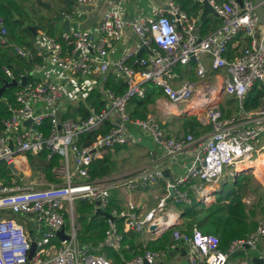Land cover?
Segmentation results:
<instances>
[{
    "label": "built area",
    "instance_id": "obj_1",
    "mask_svg": "<svg viewBox=\"0 0 264 264\" xmlns=\"http://www.w3.org/2000/svg\"><path fill=\"white\" fill-rule=\"evenodd\" d=\"M101 1L75 0L83 6ZM158 1L148 14L132 23L126 22L118 9H112L105 12L95 33L64 32L60 41L42 36L37 56L45 54L47 58H42V65L33 64L30 70L23 68L17 78L3 67L11 81L20 85L25 79L26 83L15 94L14 102L7 103L10 116L1 122L0 128V264H116L103 254L106 249L119 255L121 264L163 263L170 253L179 254L181 249L188 264H231L229 257L238 250L254 251L264 264L262 220L252 233L233 241L224 250L220 249L215 235L197 229L191 233L175 230L166 249L143 250L125 260L121 256L122 235L115 222L109 220L97 244L80 245L77 241L75 202L82 201L93 211L98 208L106 212L110 203L111 187L91 180L88 166L101 158L105 149L134 145L136 139L129 126L138 128L165 157L184 154L190 157V163L185 174L173 181L165 178L159 169L140 171L135 177L117 183L134 192L145 189L151 182L162 181L166 190L156 206L145 214L138 211L133 200L127 202L125 209H111L108 213L122 221L124 232L146 233L157 219H162L164 224L158 226L156 234L167 230L169 225L174 226L171 216L165 213L169 189L174 190L176 203L190 204L189 191L207 203L211 195L202 184H216L224 171L231 177L241 171H252L264 180V175L257 173L253 165L264 155V96L257 108L250 111L243 108V100L252 86L264 81V25L255 12L256 0H207L220 24L204 37L199 36L198 17H189L175 0ZM195 2L201 4V0ZM260 6L264 15V1ZM127 28L137 38L135 50L110 61V50L121 43ZM5 34L0 17V37ZM238 41L242 42L241 49L229 60V47ZM15 51L31 59L29 52L18 47ZM202 55L209 56L210 72L215 75L209 74L200 63ZM44 61L58 73L45 72L39 76ZM193 62L195 80L184 81L174 88L171 85L174 68L188 67ZM111 70L117 71L127 85L122 95L103 88ZM29 77L34 79L29 81ZM146 83L160 88L170 104H183L185 114L197 117L202 125L210 126V131L198 138L191 134L174 138L153 117L130 119L126 106L132 98L144 97ZM94 89L101 90L106 103L103 110L96 112L88 106L89 116L85 120L61 118L63 103H78ZM225 97L237 102V115H223L220 104ZM46 121L47 136L40 131ZM105 123L109 124L105 134H99L87 146L77 145L80 134ZM44 149L48 150L47 159L60 156L58 166L52 170L56 179L53 183L46 181L37 166V156ZM1 165L10 171L13 183L6 184L1 179ZM196 181L199 184L193 183ZM245 202L248 203V198ZM6 214L13 217L6 218ZM62 229L64 240L57 235ZM32 244L35 248L29 257ZM247 263L240 260L238 264Z\"/></svg>",
    "mask_w": 264,
    "mask_h": 264
},
{
    "label": "trees",
    "instance_id": "obj_2",
    "mask_svg": "<svg viewBox=\"0 0 264 264\" xmlns=\"http://www.w3.org/2000/svg\"><path fill=\"white\" fill-rule=\"evenodd\" d=\"M176 4L187 13L189 17H196L201 9L200 3L195 0H175ZM39 0H0V17L3 18L6 34L0 37V88L6 82H10V78L4 73L3 67H7L14 73L17 78L18 73L23 68L30 70L33 64L42 65L43 56H37L39 46L35 43L37 36L30 30L29 27H35V32L40 29L45 36L55 37L54 29L49 24L43 23V17H37L39 27L32 19L36 12L32 7L38 6ZM207 18L205 22L200 24V34L204 36L212 28V21ZM212 19V18H211ZM34 21V22H33ZM48 28V29H47ZM4 39V42L1 40ZM61 40V35L57 37ZM239 46V45H238ZM21 48L30 53L31 59H25L19 56L15 49ZM238 49V48H237ZM237 52V51H235ZM227 57L229 60L234 58V53L228 50ZM34 78L29 77V81ZM104 89H109L116 95H122L127 90V85L124 80L107 76L104 84ZM144 97L132 98L127 106L126 112L130 119H145L149 116L156 99L163 95L162 90L152 84H143ZM20 87L5 89L0 97V128L1 122L10 116L7 109V103H13L15 94ZM264 96V81L255 83L249 93L243 100V108L245 111H250L258 107L262 97ZM235 100L229 99L227 102L232 106ZM88 106L96 112H100L106 106L103 95L100 89H94L86 93L85 97L76 104L75 107L69 108L61 115L63 120L72 119L74 121L85 120L89 116ZM233 107V106H232ZM223 114L229 116L233 110L230 108L220 107ZM186 133L191 134L194 138L206 134L210 131V126L201 125L196 118H185L183 123ZM109 128V124L105 123L100 128L91 132L80 134L76 143L80 147L89 145L96 136L105 134ZM40 131L45 136L48 135V122L46 121L40 128ZM124 147H114L112 149L103 150L101 159L93 160L88 166V174L91 180L102 179L109 177L116 169L117 164L114 152L121 150ZM48 150L44 149L37 156V166L41 169L48 183L56 181L53 175V168L58 166L60 156L54 155L47 159ZM10 171L1 165V179L6 184L14 182ZM191 203L183 204L176 203L170 200L174 205L175 210L179 213L181 223L174 225L173 228L167 229L161 233L155 240H150L146 243L141 241V234L124 232L121 220H115V224L122 235L123 250L121 256L128 260L133 256L140 254L143 250L158 251L166 249L171 243L172 233L175 230L191 233L193 229H197L204 234L215 235L219 238V247L224 250L230 246L235 240L245 238L252 233L259 221H264V186L256 184L253 176L241 174L232 179L230 183H223L215 193L214 202L205 204L199 201L190 191ZM253 196L251 204H246L245 199ZM76 222L79 225L77 232V241L80 245L87 243L97 244L102 240L104 232L108 227V222L104 218L95 215L93 208L82 201L75 202ZM117 208L113 200L110 198L109 212L111 209ZM261 216V219H256ZM103 254L110 258L114 263L121 264L120 256L106 249Z\"/></svg>",
    "mask_w": 264,
    "mask_h": 264
},
{
    "label": "crops",
    "instance_id": "obj_3",
    "mask_svg": "<svg viewBox=\"0 0 264 264\" xmlns=\"http://www.w3.org/2000/svg\"><path fill=\"white\" fill-rule=\"evenodd\" d=\"M42 1L47 2L49 6L48 9H50L48 10L47 13H42L44 16L41 15V13L39 12V6L41 5V3L43 5ZM51 1L54 0H41L38 6L32 7V10L36 12V15L35 16L32 15L31 17L35 21V24L38 27H39V22L37 21V17L40 16L43 17V23L45 24L50 23L55 33V37L52 38L55 39H57V37L62 35L64 32H66L62 30V28L65 25L64 23L65 20L69 21V26H68L69 31L81 30V31H90L95 33L102 20V17L104 16L105 12L108 10L118 9L122 14L124 20L128 23H132L139 16L148 14L150 8L153 5L159 4L158 0H146V2L145 0H102L101 2L93 6H83L76 4L75 0H55V6L54 8H52ZM201 12H202V6L198 12V15L196 16L199 18V22H200ZM62 14L65 15V18L63 20L60 19V16ZM209 17L212 18V19L210 18V21H212L210 22L211 27L215 26L209 31L211 32L216 27H218L220 21L217 16L208 15L206 19L207 18L209 19ZM213 17L217 18L216 24L213 21ZM198 29H199L200 37H204L206 34L209 33L208 32L204 36H202L200 34V24L198 26ZM35 36H37V41L35 44L39 46V49H41L40 47L42 42H40V40L42 36H44V33L42 32L40 27ZM136 43H137L136 36L133 34L130 28H127L121 43L114 46L113 49L110 50L108 58L110 59V61H113L120 58L122 54L125 52L134 51L136 48ZM241 46H242V42L240 41L235 42V47L234 45H232L230 47V50L232 51V53L235 54V51L241 49ZM139 53L143 54L144 51H140ZM43 58H47L45 54H43ZM199 61L207 69V71H209V74L211 73V75H215L214 72H210L209 56L202 55ZM194 65H195L194 62L191 63V65L188 67L177 65L174 68V77L171 81V85L174 88H179L184 81L195 80ZM44 67L45 69L54 70V68L49 66V64L45 61H44ZM220 73L224 74V71H220ZM108 76L123 80L121 75L114 70H111ZM229 99L231 98L230 97L223 98L220 107L222 105L224 108L228 107L232 109L233 112L229 116L237 115L238 104L236 101H234L236 105L234 104L232 105L233 106L232 107L227 102ZM75 106H76L75 103H71V104H68L67 102L63 103L60 109V113L63 114L69 108H73ZM150 110L151 112L149 116L153 117L156 121H158L162 125V128L164 129L167 135L174 138H179L188 134L186 133L183 126L185 118L194 117L200 123L197 117L191 114H185V106L183 104L177 106L172 105L168 102V100L164 95L156 99L155 104L152 107H150ZM223 115L226 116L225 114ZM129 130L132 133V135L135 137L136 143L131 146H124V148H122L121 150L114 152L115 157L120 154L119 160L121 161V163L119 165L117 164V169L109 177L96 179V180L100 182L103 186L111 187L109 190L110 198L113 200L114 205H116V207L119 208L118 210L125 209L127 202L129 200H133L137 206L138 211L141 214H145L146 212L154 208V206H156L159 198L163 197L166 194L164 183L162 181L151 182L145 189L136 190L134 192L126 191L123 187H119L117 183L121 182L122 180L135 177L137 173L140 171L152 172L154 170H159V169H161L162 171L167 169L169 175L167 179L169 181H173L179 176L185 174L186 167L190 163V157L188 155L180 154L173 158H167L164 156L162 150L159 149L156 145H154L153 142L147 136H145L140 132V130H138V128L129 126ZM206 134H203L201 136H204ZM102 156H103V152H102ZM247 172L248 171H241L237 176L241 174L247 175ZM228 176L230 175L226 172V177ZM237 176L232 178L234 179ZM193 183L199 184V182L197 181ZM202 188L205 189V192L207 194L209 193L211 195L210 201L205 204H211L212 202H214L215 193L220 188L218 187V182L212 186L202 184ZM173 197L170 200H173ZM197 199L201 201V199L199 198ZM170 200L168 199L166 202L165 213L171 216V221L174 222V225H178L182 221L179 213H177V211L175 210L174 205L171 202H169ZM160 235L161 233H157L153 235L150 234L149 232H146L141 234L140 237H141V241L146 243L150 240H155ZM172 254L174 256L175 252ZM179 257H184V255L180 252ZM239 262H237L236 264H238Z\"/></svg>",
    "mask_w": 264,
    "mask_h": 264
},
{
    "label": "water",
    "instance_id": "obj_4",
    "mask_svg": "<svg viewBox=\"0 0 264 264\" xmlns=\"http://www.w3.org/2000/svg\"><path fill=\"white\" fill-rule=\"evenodd\" d=\"M264 0H256L255 1V4H256V8H255V12H256V14H257V17H258V19H259V22H260V24L261 25H264V15H263V13H262V10H261V6H260V4L263 2ZM201 6H202V12H201V14H200V22L201 23H203L204 21H205V19H206V17L208 16V15H213V16H216V14H215V12L213 11V9L209 6V4H208V1L207 0H201ZM65 18V15L64 14H62L61 16H60V19L61 20H63ZM64 23H65V25H64V27L62 28V30H64V31H66V32H70L69 31V28H68V26H69V21L68 20H65L64 21ZM30 28V30L34 33V35H36L37 34V32H35V28L34 27H29ZM25 79L24 80H22V83L20 84V85H18V83L15 81V80H12V81H10V82H6V83H4V85L0 88V97H1V95H2V93H3V91L5 90V89H8V88H15V87H23V86H25ZM25 123H29V121H27V122H25ZM58 129H60V126L58 127ZM10 147H12L11 145H10ZM162 174L166 177V178H168L169 177V175H168V170L166 169V170H163L162 171ZM175 195V192H174V190L173 189H169V200L173 197ZM94 214L95 215H98V216H100V217H102V218H104L105 220H109V221H111V222H115V218L113 217V216H111L108 212H106V211H101L100 209H95L94 210ZM158 224H153V225H151V226H149V229H148V232L150 233V234H156V232H157V229H158ZM171 228H173V225H169V226H167L166 227V229H171ZM58 237L61 239V240H64L65 238H66V236L64 235V230L62 229V230H60L59 232H58ZM34 248H35V246H34V244H32V246H31V250H30V252H29V257H31V255L33 254V252H34ZM81 248V246H79V249ZM246 249H248V247H246ZM180 252L184 255V250L183 249H181L180 250ZM173 256V254L171 253L170 254V257H172ZM261 262H262V260L261 259H259V258H257V257H254L253 259H252V264H261ZM157 264H163L162 262H160V263H157Z\"/></svg>",
    "mask_w": 264,
    "mask_h": 264
},
{
    "label": "rangeland",
    "instance_id": "obj_5",
    "mask_svg": "<svg viewBox=\"0 0 264 264\" xmlns=\"http://www.w3.org/2000/svg\"><path fill=\"white\" fill-rule=\"evenodd\" d=\"M42 2H43V5L41 3V5L39 6V12L41 13V15H43L42 13H47L48 10H50V9H48L49 6H48L47 2H44V1H42ZM145 2H146V0H145ZM51 3H52V8H54V6H55V0L54 1H51ZM213 21L216 24L217 18L216 17H213ZM233 45L235 47V43ZM54 70L45 69V67H44L42 69V71L38 75H42L45 72H49V73H53V74L58 73V70H56V68H54ZM235 105H236V103H235ZM258 145H259V143L256 144V146H258ZM119 156H120V154L115 157L116 164H118V165L121 163V161L119 160ZM247 176H253V180H254V182L256 184H260V185L264 186V182H262L264 180H262L261 176H259L258 174L256 175V173L254 174V173H252V171L251 172L248 171L247 172ZM232 179L233 178L230 177V176L226 177V171H224L223 175L220 177V179L218 181V187H220L223 183H230L232 181ZM252 199H253V196H250L248 198V203H246V204H251V202H252L251 200ZM4 217H6V218H12L13 216H11L10 214H6V215H4ZM260 217L261 216H258V218H256V219H261ZM75 220H76V217H75ZM67 223H68V225L70 227L71 226V221H70L69 218L67 219ZM75 226H76V228L79 229V225H78V223L76 221H75ZM255 256H257V254L254 251H252V250H247V251H245V253L243 251L238 250V251L234 252L229 257V262L231 264H236L240 260H244V261L248 262L247 264H252V259ZM162 261L164 262V264H188L187 259L185 257H179V254L177 252H175V255L173 257H169L168 256V257L164 258Z\"/></svg>",
    "mask_w": 264,
    "mask_h": 264
},
{
    "label": "bare ground",
    "instance_id": "obj_6",
    "mask_svg": "<svg viewBox=\"0 0 264 264\" xmlns=\"http://www.w3.org/2000/svg\"><path fill=\"white\" fill-rule=\"evenodd\" d=\"M257 168V173H262L264 175V155L260 156L256 163L253 164ZM156 224L162 225L164 221L162 219H157Z\"/></svg>",
    "mask_w": 264,
    "mask_h": 264
}]
</instances>
